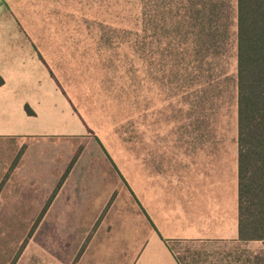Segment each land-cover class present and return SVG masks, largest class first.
I'll return each mask as SVG.
<instances>
[{"label": "rangeland", "instance_id": "374dc122", "mask_svg": "<svg viewBox=\"0 0 264 264\" xmlns=\"http://www.w3.org/2000/svg\"><path fill=\"white\" fill-rule=\"evenodd\" d=\"M190 2L2 0L0 34L23 35L24 40H14L9 56L21 60L31 71L36 70L42 58L50 75L90 129L87 140L80 144L96 145L99 140L128 177H133L137 161L158 162L156 170L166 169L167 161L178 162L181 167L185 157L194 155L190 151L199 148L201 155L206 156L208 171L216 168L233 174L237 155L233 91H226L222 86V94L214 98V103L207 104L210 110L206 112L200 105V81L192 84L188 80L190 69L184 67L182 78L173 81L172 73L166 69L165 73L157 72V67L141 49L146 37L148 8L165 7L173 12L189 6ZM216 3L229 5L231 20L235 0H216ZM181 15L185 21L189 20L184 12ZM172 18L179 19L173 15ZM133 26L140 39L138 52L131 49L120 33H109L112 29ZM107 37L112 38L111 43H106ZM231 49L230 46L224 62L220 61L216 68L218 73H235L236 60ZM2 65L0 61V67ZM162 75L166 76L163 80ZM192 76H198V72L194 71ZM51 89L55 91L53 82L39 84L33 77L31 83L0 92L11 96V104H14L9 113H5V105L2 106L0 125L11 123L15 129L42 132L47 127L70 124L71 119L62 114L61 109L62 102L66 106L67 102L60 101L58 95L57 98L51 96ZM45 96L51 102L50 107L42 108L38 117L24 115L21 118L16 114V105L21 101L34 104ZM75 120L83 130L79 119ZM19 156L20 153L16 162ZM131 181L133 183V178ZM3 187L1 184L0 193ZM5 219L8 218L0 217V264H73V257L76 259L81 251L76 253L71 247L70 232L64 231L61 223L50 226V232L39 233L35 224L26 230L21 217L14 218L13 225L8 226L2 225ZM172 247L184 264H244L247 253L263 251L260 242L175 243Z\"/></svg>", "mask_w": 264, "mask_h": 264}, {"label": "crops", "instance_id": "0c3cea01", "mask_svg": "<svg viewBox=\"0 0 264 264\" xmlns=\"http://www.w3.org/2000/svg\"><path fill=\"white\" fill-rule=\"evenodd\" d=\"M14 40H24L23 35L0 34V92L33 77L39 84L53 82L55 91L49 94L65 99L62 114L71 120L42 132L0 125V217L8 218L2 225L21 217L26 230L35 224L39 233H47L61 223L70 232L71 247L81 250L73 264H179L169 248L176 242L239 243L238 151L233 174L208 171L199 148L181 167L167 161L166 169L156 170L158 162L137 161L130 178L103 145L80 144L90 133L85 120L40 58L31 71L9 56ZM12 99L0 93V114L3 105L9 113ZM50 103L47 96L34 104L21 101L16 114L38 117Z\"/></svg>", "mask_w": 264, "mask_h": 264}, {"label": "trees", "instance_id": "16d2710c", "mask_svg": "<svg viewBox=\"0 0 264 264\" xmlns=\"http://www.w3.org/2000/svg\"><path fill=\"white\" fill-rule=\"evenodd\" d=\"M190 1L189 6L173 12L165 7L148 8L141 49L157 72L169 70L173 81L182 78L184 67L190 69L188 80L192 84L200 81V105L206 112L210 110L207 104L222 94V86L233 91L237 115L238 241L260 242L263 251L247 253L244 264H264V0H235L231 20L230 7L225 3ZM183 12L189 16L188 21L183 19ZM172 15L179 19L173 20ZM133 27L109 33H120L138 52L140 39ZM111 40L107 37L106 43ZM230 46L236 60L235 73H218L216 68L220 61L224 62ZM194 71L198 76H192ZM25 110L34 115L28 106ZM98 143L102 146L99 140ZM169 248L175 253L173 247ZM175 256L179 264H184Z\"/></svg>", "mask_w": 264, "mask_h": 264}]
</instances>
